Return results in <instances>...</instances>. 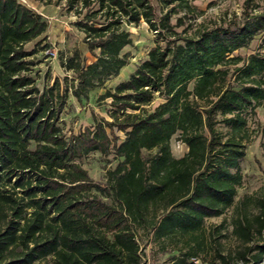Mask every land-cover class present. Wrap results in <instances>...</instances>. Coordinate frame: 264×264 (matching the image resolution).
Masks as SVG:
<instances>
[{
	"label": "trees",
	"instance_id": "trees-1",
	"mask_svg": "<svg viewBox=\"0 0 264 264\" xmlns=\"http://www.w3.org/2000/svg\"><path fill=\"white\" fill-rule=\"evenodd\" d=\"M155 2L65 0L94 60L77 47L60 52L68 75L45 73L39 87L47 20L0 0V264H143L141 241L169 264H264V193L235 200L247 111L264 108V9L243 0L239 15L206 21L191 0ZM140 21L154 45L98 96L109 100V119L66 135L68 95L87 99L119 74L132 42L126 25ZM256 37L258 51L232 55ZM175 134L187 147L180 157ZM262 136L264 147V128ZM91 152L113 153L104 182L79 162ZM230 208L233 247L226 219L207 223Z\"/></svg>",
	"mask_w": 264,
	"mask_h": 264
},
{
	"label": "rangeland",
	"instance_id": "rangeland-1",
	"mask_svg": "<svg viewBox=\"0 0 264 264\" xmlns=\"http://www.w3.org/2000/svg\"><path fill=\"white\" fill-rule=\"evenodd\" d=\"M31 9L39 12L48 23L46 32L44 33V42L48 43V47L40 52L37 57L40 63L35 67L37 70V84L39 87L43 85L44 74L49 73L51 78L58 77L61 79L67 72L59 65L58 55L60 52L69 53L74 47L79 48L85 57L87 63L94 60V57L87 51V47L82 41V33L79 32L73 25L76 17L66 10L64 6L65 0H59L58 4H41L33 0H19ZM243 0H191V3L199 10L203 11L200 19L206 21L214 19H223L230 17L232 13L239 15ZM258 4V9H264V0H255ZM156 5L155 0H152ZM175 21V16L171 19ZM126 29L130 32L131 44L126 46L122 53L128 55V63L120 70L116 77L109 78L103 87L93 89L89 92L87 99L77 101L72 96L68 95L66 103L60 114V126L63 132L68 135L70 132L77 133L85 127L93 125L94 119L105 118L109 119L106 111L108 109V99L104 101L98 100V96L107 88H113L115 84L127 79L128 75L135 69L136 65L146 57L147 51L154 45V34L148 29L144 21H140L136 25H126ZM182 28H176L180 31ZM261 39L254 38L247 47L241 48L232 53V55L247 56L252 52L258 51ZM33 43H30L27 48H31ZM51 81V80H50ZM161 101V98L156 96L150 108L154 107ZM247 132L250 141L244 149V156L240 160V172L242 175L241 186L237 189L235 200L243 198L245 195H253L261 197L264 193V147L262 146L263 136L262 128H264V108L256 107L254 111H247ZM223 131L225 128H221ZM114 133L120 138L123 134L114 130ZM171 154L175 157H180L185 154L187 147L185 144L177 140V134L170 139ZM91 177L96 182H104L105 172L115 166L116 160L113 158V153L101 155L98 152H91L87 156L79 160ZM232 215V208L226 210L219 217H212L207 220V223L218 224L222 219H226V229L228 238L226 245L233 247L236 242L229 235L231 226L229 221ZM141 248L144 251L143 264H169L170 261H165L167 254L158 253L152 243H146ZM34 264H50L49 260H43Z\"/></svg>",
	"mask_w": 264,
	"mask_h": 264
}]
</instances>
